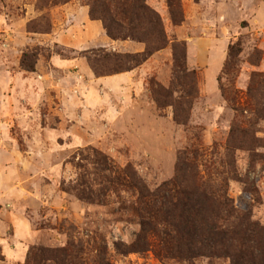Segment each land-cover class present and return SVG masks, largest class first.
Returning <instances> with one entry per match:
<instances>
[{"label": "rangeland", "instance_id": "1", "mask_svg": "<svg viewBox=\"0 0 264 264\" xmlns=\"http://www.w3.org/2000/svg\"><path fill=\"white\" fill-rule=\"evenodd\" d=\"M82 2L0 0V264H27L39 248L59 251L55 264H188L154 237L141 254L115 251L139 231L138 218L123 209L127 195L94 186L92 150L117 169L131 166L151 190L174 175L182 150H196L200 169L227 180L234 205L264 225V0H145L168 44L130 89L96 80L74 49L66 30ZM171 2L180 13L171 15ZM172 44H183L180 72ZM99 49L113 51L87 50ZM27 52L36 54L33 72L20 66Z\"/></svg>", "mask_w": 264, "mask_h": 264}, {"label": "trees", "instance_id": "2", "mask_svg": "<svg viewBox=\"0 0 264 264\" xmlns=\"http://www.w3.org/2000/svg\"><path fill=\"white\" fill-rule=\"evenodd\" d=\"M37 1L42 3L45 0ZM50 1L59 5L72 0ZM82 1L89 9V18L99 20L111 40L144 44V49L138 53L105 49L82 51L95 76L131 71L168 44L160 16L145 0ZM171 4V9L172 6L176 8L172 9L171 15L174 11L180 13L179 6ZM27 28L34 31L33 26L28 25ZM182 45L171 46L174 72L184 69L185 51ZM237 51L234 44L229 45V60ZM35 60L34 52L24 53L20 66L25 71L33 72ZM230 66L231 62L227 60L223 71L227 73ZM148 84L153 96L160 87L152 79ZM154 100L159 104L155 95ZM174 118H177L176 112ZM226 149H230L229 145H226ZM92 154L97 167L94 186H98L104 196L127 195L129 199L123 209L138 218L139 231L134 234L132 241L128 244L113 243L118 254L148 251L150 238L154 237L166 245L165 252H174L173 257L188 264L197 257L224 258L230 264H264V225L252 219L249 209L239 210L234 205L228 195L227 180L211 178L209 167L203 171L200 169L196 150H182L177 156L174 175L153 190L147 187L131 166L117 169L99 151L92 150ZM228 166V173L234 171L230 164ZM83 191H79L81 199H84L81 195ZM58 252L55 248H39L36 253L29 254L27 264H45L48 261L55 264ZM63 254L66 258L70 257L69 251ZM78 264L103 262L82 260Z\"/></svg>", "mask_w": 264, "mask_h": 264}, {"label": "crops", "instance_id": "3", "mask_svg": "<svg viewBox=\"0 0 264 264\" xmlns=\"http://www.w3.org/2000/svg\"><path fill=\"white\" fill-rule=\"evenodd\" d=\"M66 32L71 33L74 49H80L83 51L97 45H99V47L106 46L113 51L121 53H138L144 49V46L141 43H136L130 40H111L104 32L102 24L99 21L91 20L89 18L88 8L86 6L77 8L76 13L73 15V23L67 28ZM157 53L151 58H155ZM62 63L63 65L61 67L63 68H68L71 65L69 60H64ZM142 69H144V66H139L128 72L99 77L96 80H99L104 84H116L121 89H130L134 87L135 81L140 77Z\"/></svg>", "mask_w": 264, "mask_h": 264}]
</instances>
